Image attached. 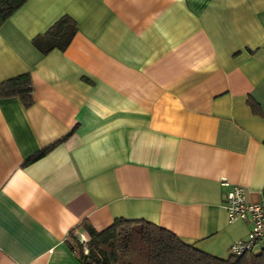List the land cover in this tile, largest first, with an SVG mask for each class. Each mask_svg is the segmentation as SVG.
<instances>
[{"label":"crops","instance_id":"crops-1","mask_svg":"<svg viewBox=\"0 0 264 264\" xmlns=\"http://www.w3.org/2000/svg\"><path fill=\"white\" fill-rule=\"evenodd\" d=\"M63 16L76 32L42 54ZM26 72L32 104L0 98V264H80L83 220L220 258L246 237L223 200L264 185V0H26L0 25V81Z\"/></svg>","mask_w":264,"mask_h":264},{"label":"trees","instance_id":"trees-1","mask_svg":"<svg viewBox=\"0 0 264 264\" xmlns=\"http://www.w3.org/2000/svg\"><path fill=\"white\" fill-rule=\"evenodd\" d=\"M26 0H0V25ZM76 32L68 16L57 20L31 43L42 54L53 48L63 50ZM29 73H21L0 81V98L18 97L25 107L33 102ZM36 153L33 158L43 154ZM80 226L88 239H78L70 231L66 243L80 264H264V248L226 258L215 257L182 242L171 231L142 220L115 219L111 225L96 231L83 220Z\"/></svg>","mask_w":264,"mask_h":264},{"label":"built area","instance_id":"built-area-1","mask_svg":"<svg viewBox=\"0 0 264 264\" xmlns=\"http://www.w3.org/2000/svg\"><path fill=\"white\" fill-rule=\"evenodd\" d=\"M226 185V181H222ZM223 206L228 222L235 220L249 221L250 230L244 239L235 240L229 247L231 254L241 255L252 251L256 244L264 241V185L260 191L259 200L248 202L245 189L241 185H233L224 193Z\"/></svg>","mask_w":264,"mask_h":264}]
</instances>
